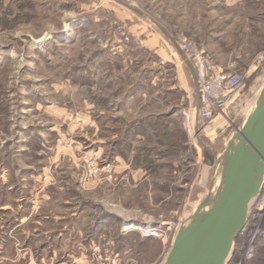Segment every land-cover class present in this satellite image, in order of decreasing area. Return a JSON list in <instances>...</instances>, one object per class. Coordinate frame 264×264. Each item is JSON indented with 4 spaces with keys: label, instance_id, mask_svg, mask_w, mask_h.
I'll return each instance as SVG.
<instances>
[{
    "label": "rangeland",
    "instance_id": "1",
    "mask_svg": "<svg viewBox=\"0 0 264 264\" xmlns=\"http://www.w3.org/2000/svg\"><path fill=\"white\" fill-rule=\"evenodd\" d=\"M263 85L264 0H0V264H163Z\"/></svg>",
    "mask_w": 264,
    "mask_h": 264
},
{
    "label": "water",
    "instance_id": "2",
    "mask_svg": "<svg viewBox=\"0 0 264 264\" xmlns=\"http://www.w3.org/2000/svg\"><path fill=\"white\" fill-rule=\"evenodd\" d=\"M264 177V86L220 155L204 199L185 219L163 264H225Z\"/></svg>",
    "mask_w": 264,
    "mask_h": 264
},
{
    "label": "built area",
    "instance_id": "3",
    "mask_svg": "<svg viewBox=\"0 0 264 264\" xmlns=\"http://www.w3.org/2000/svg\"><path fill=\"white\" fill-rule=\"evenodd\" d=\"M179 50L183 53L185 59L187 61L192 62L193 66H195L198 71H197V77L196 79H198L197 81L201 82L199 86L202 85V88L200 89V102H199V109H200V117H202L203 119H206V117H208L211 114L208 112V109L206 108L208 106V102L210 100V95L214 96L215 94H221L224 93L226 95H229V98H231L232 95H236L237 93H239L240 91V80L237 77H230V76H221L218 77V75H216L215 78L213 79H206V73L210 68L208 66L205 65V62L203 61V59L201 58V54H199V52L193 48L190 47L188 45H186L184 42H181L178 45ZM192 60V61H191ZM198 82V83H199ZM207 83H210L209 86L207 87ZM222 86H224L222 88ZM213 87V88H211ZM216 87V92H214V88ZM214 92V94H213ZM221 103L218 101L217 105H220ZM204 105V106H203ZM210 107V106H208ZM212 115H214V113L212 112ZM263 193V192H262ZM242 234V232H241ZM241 234H239V236H237L236 240L239 239V237L241 236ZM112 264H116L114 262V260H112Z\"/></svg>",
    "mask_w": 264,
    "mask_h": 264
},
{
    "label": "bare ground",
    "instance_id": "4",
    "mask_svg": "<svg viewBox=\"0 0 264 264\" xmlns=\"http://www.w3.org/2000/svg\"><path fill=\"white\" fill-rule=\"evenodd\" d=\"M208 84H210V83H208ZM209 86V85H208ZM264 86V85H263ZM212 88V87H211ZM216 88V87H215ZM200 91V90H199ZM214 92H215V89H214ZM214 92H213V94H214ZM227 96L226 95H219L218 96V94H215L214 96L212 95H210V100H209V102L207 103L208 104V106H210V107H206L207 109L208 108H210V110L208 109V112H210L211 111V109L213 110L214 108L215 109H221L222 107L224 108L225 107V101L227 100V98H226ZM220 102L221 104L220 105H217V102ZM204 106V105H203ZM199 109V108H198ZM248 111V110H247ZM198 115H200V111H199V114ZM210 116V115H209ZM208 116V117H209ZM238 130V129H237ZM237 130H236V132H237ZM229 139V138H228ZM228 141V140H227ZM263 192V193H262ZM258 214H260V216H259V218H258ZM258 218V227H256V229L255 230H253L254 232H253V238L248 242V243H246V246L245 245H235V253H234V255H236L237 253H239L240 251H242V248H246V253H245V255H244V258L246 257V256H249L248 254V252L249 251H247L249 248H250V246L251 245H253V241H254V239H256L257 237V235H260V234H262V232H263V227L262 226H264V177H263V180H262V184H261V187H260V191H259V193L254 197V198H252L251 200H250V202H249V204H248V207H247V218H246V223H245V225H244V227H243V229L241 230V232H242V234H241V232L239 233V234H241V236H244V234L245 233H247V229H248V226H249V223L251 222V221H249V220H254V219H257ZM252 225V224H251ZM180 227V226H179ZM129 228H131V227H129ZM133 229V228H132ZM179 229V228H178ZM131 230V229H130ZM178 231V230H177ZM252 231H250V233H251ZM177 233V232H176ZM248 233H249V231H248ZM249 233V234H250ZM252 234V233H251ZM246 235V234H245ZM239 236V235H238ZM240 236V237H241ZM240 237H239V239H240ZM256 237V238H255ZM242 238H245V237H242ZM240 241V240H239ZM237 242V241H236ZM232 247H233V245H232ZM232 247H231V250H232ZM231 250H230V253H229V255H228V257H227V259H226V261H225V264H227V261L229 260V258H230V256H231ZM234 251V250H233ZM233 251H232V253H233ZM233 255V256H234ZM232 259V258H231ZM228 264H231L230 262L228 263Z\"/></svg>",
    "mask_w": 264,
    "mask_h": 264
},
{
    "label": "crops",
    "instance_id": "5",
    "mask_svg": "<svg viewBox=\"0 0 264 264\" xmlns=\"http://www.w3.org/2000/svg\"><path fill=\"white\" fill-rule=\"evenodd\" d=\"M180 56L182 57V60H183V61L186 60L181 52H180ZM187 62H188V61H187Z\"/></svg>",
    "mask_w": 264,
    "mask_h": 264
},
{
    "label": "flooded vegetation",
    "instance_id": "6",
    "mask_svg": "<svg viewBox=\"0 0 264 264\" xmlns=\"http://www.w3.org/2000/svg\"><path fill=\"white\" fill-rule=\"evenodd\" d=\"M239 253H240V252H239ZM239 253H238V254H239Z\"/></svg>",
    "mask_w": 264,
    "mask_h": 264
}]
</instances>
